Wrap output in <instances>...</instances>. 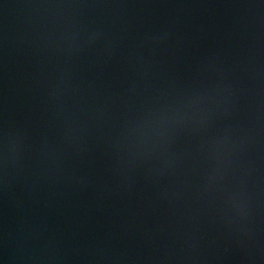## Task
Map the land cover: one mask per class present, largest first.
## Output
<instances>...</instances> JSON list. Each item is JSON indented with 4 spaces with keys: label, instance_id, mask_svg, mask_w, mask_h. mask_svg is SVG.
<instances>
[{
    "label": "water",
    "instance_id": "obj_1",
    "mask_svg": "<svg viewBox=\"0 0 264 264\" xmlns=\"http://www.w3.org/2000/svg\"><path fill=\"white\" fill-rule=\"evenodd\" d=\"M0 264H264V0H0Z\"/></svg>",
    "mask_w": 264,
    "mask_h": 264
}]
</instances>
